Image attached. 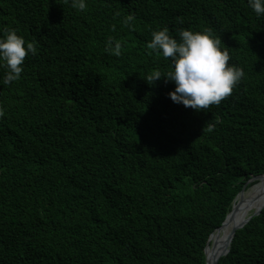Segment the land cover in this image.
<instances>
[{"label": "trees", "instance_id": "16d2710c", "mask_svg": "<svg viewBox=\"0 0 264 264\" xmlns=\"http://www.w3.org/2000/svg\"><path fill=\"white\" fill-rule=\"evenodd\" d=\"M263 174L264 0H0V264H206Z\"/></svg>", "mask_w": 264, "mask_h": 264}, {"label": "bare ground", "instance_id": "6f19581e", "mask_svg": "<svg viewBox=\"0 0 264 264\" xmlns=\"http://www.w3.org/2000/svg\"><path fill=\"white\" fill-rule=\"evenodd\" d=\"M255 180H257L255 184L245 189L238 196L234 202V209L230 213L229 218L211 236L207 248V264H213L214 260L227 250L234 228L242 224L251 214L263 207L264 176L256 178Z\"/></svg>", "mask_w": 264, "mask_h": 264}, {"label": "water", "instance_id": "95a60500", "mask_svg": "<svg viewBox=\"0 0 264 264\" xmlns=\"http://www.w3.org/2000/svg\"><path fill=\"white\" fill-rule=\"evenodd\" d=\"M262 176H264V174H263V175H259V176H255V177H253L251 180L248 181L247 184H249V182H252V181L255 180L256 178H260V177H262ZM245 189H246V186H245L244 189H243V190L237 195L235 201L237 200L238 196H239V195H240ZM235 201H234V202H235ZM233 209H234V204H233V208H232L231 212L233 211ZM263 209H264V205H263L262 208L258 209V210L255 211L253 214H251V215L249 216V218L246 219L242 224H240V225H238V226H236V227L234 228V231H233V233H232V235H231V237H230V244H229V247H228L227 250H225V251H224L219 257H217V258L214 260L213 264H219V261H220L221 257H223V256H225V255H227V254L229 253V251H230V249H231V245H232L233 239H234V237H235L237 231H238L239 229L243 228V227H244V226L250 221V219H251L252 217L259 215ZM231 212H229V214L227 215L226 220L229 218ZM226 220L223 222V224L226 222ZM223 224H222L221 226H223ZM219 228H220V227H219ZM216 230H217V229H216ZM216 230H215V231H216ZM212 235H213V233L211 234V236H212ZM211 236H210V238H209L208 244H207L206 249H205V253H206V264H207V248H208V246H209V243H210V240H211Z\"/></svg>", "mask_w": 264, "mask_h": 264}, {"label": "rangeland", "instance_id": "374dc122", "mask_svg": "<svg viewBox=\"0 0 264 264\" xmlns=\"http://www.w3.org/2000/svg\"><path fill=\"white\" fill-rule=\"evenodd\" d=\"M256 182H257V180H254L253 183H252V185L255 184ZM250 187H251V186H250ZM250 187H249V188H250Z\"/></svg>", "mask_w": 264, "mask_h": 264}]
</instances>
